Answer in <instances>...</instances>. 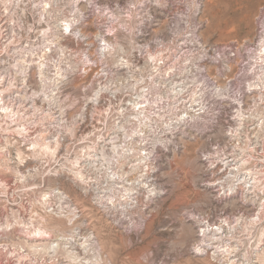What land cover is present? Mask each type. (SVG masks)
<instances>
[{"label":"clouds","instance_id":"obj_1","mask_svg":"<svg viewBox=\"0 0 264 264\" xmlns=\"http://www.w3.org/2000/svg\"><path fill=\"white\" fill-rule=\"evenodd\" d=\"M0 264H264V0H0Z\"/></svg>","mask_w":264,"mask_h":264},{"label":"rangeland","instance_id":"obj_2","mask_svg":"<svg viewBox=\"0 0 264 264\" xmlns=\"http://www.w3.org/2000/svg\"><path fill=\"white\" fill-rule=\"evenodd\" d=\"M177 7L178 6L173 5L172 8L169 9V11L171 12L172 10H174ZM210 12H211L212 15H214V16L219 18V22L217 23L216 29H215V34L212 36V41L215 42L216 40L222 38L223 28L229 23L230 17L229 16H225V14H223L218 9H210ZM202 31H203V29H202Z\"/></svg>","mask_w":264,"mask_h":264},{"label":"built area","instance_id":"obj_3","mask_svg":"<svg viewBox=\"0 0 264 264\" xmlns=\"http://www.w3.org/2000/svg\"><path fill=\"white\" fill-rule=\"evenodd\" d=\"M169 14H170V11H169ZM160 19H163V17H160ZM66 43L70 44L71 45V41H66ZM70 90V89H69Z\"/></svg>","mask_w":264,"mask_h":264}]
</instances>
